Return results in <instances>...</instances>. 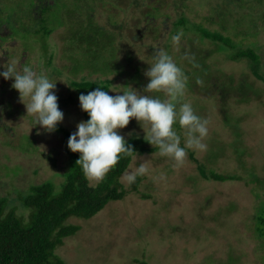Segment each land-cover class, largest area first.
Segmentation results:
<instances>
[{
	"label": "rangeland",
	"instance_id": "1",
	"mask_svg": "<svg viewBox=\"0 0 264 264\" xmlns=\"http://www.w3.org/2000/svg\"><path fill=\"white\" fill-rule=\"evenodd\" d=\"M51 1L36 17L33 0H0V29L7 32L0 37V66L16 61L17 71L30 65L57 80L61 127L73 133L86 121L72 82L108 84L113 96L128 86L143 93L157 50L167 51L187 76L181 102L209 121L206 150H187L180 167L159 150L133 156L119 178L123 199L89 220L69 218L66 223L79 228L55 255L65 264H264V240L254 224L264 201V82L252 75L248 59L229 58L253 50L264 77V0ZM88 22L113 35L116 48L107 34L88 39L89 29H82ZM202 30L235 48L221 50ZM178 32L183 36L176 46L171 37ZM12 83L0 77V199H7L6 212L15 209L27 219L20 196L33 185H59L69 156L62 134L32 126L35 118L26 114ZM173 127L184 146L183 129ZM117 131L124 140L147 139L135 119ZM140 164L148 171L133 190L123 177ZM199 166L207 176L235 180L205 179Z\"/></svg>",
	"mask_w": 264,
	"mask_h": 264
},
{
	"label": "clouds",
	"instance_id": "2",
	"mask_svg": "<svg viewBox=\"0 0 264 264\" xmlns=\"http://www.w3.org/2000/svg\"><path fill=\"white\" fill-rule=\"evenodd\" d=\"M182 36L183 32L173 35V44L179 46ZM184 58L191 59L188 53ZM0 67L4 69L0 71V77L13 79L11 87L19 93L26 114L35 118L32 126L39 125L46 133L54 132L64 115L57 103V80L52 81L44 71L36 73L30 65L17 71L16 61ZM144 75L148 83L143 93L128 86L117 92L121 94L113 96L98 86L79 95V107L87 113L88 119L77 123L76 131L68 137L67 148L79 153L76 164L80 165L86 178L97 183L102 181L118 163L121 154L133 151L117 131L123 129L130 119L139 123L145 135L147 133L146 141L158 148L160 156L169 158L174 167L184 164L187 150H206L204 140L208 135L209 121L197 115L190 102H181L187 81L183 69L167 51L157 50L154 63ZM149 93H162L165 98ZM174 124L183 129L184 146H181V135L174 129ZM147 171L140 164L123 179L131 185Z\"/></svg>",
	"mask_w": 264,
	"mask_h": 264
},
{
	"label": "trees",
	"instance_id": "3",
	"mask_svg": "<svg viewBox=\"0 0 264 264\" xmlns=\"http://www.w3.org/2000/svg\"><path fill=\"white\" fill-rule=\"evenodd\" d=\"M178 24L183 26L185 21L180 20ZM82 29H89L85 32L89 36L88 39H93L94 35L99 38L107 34V43L116 48L113 41L114 36L95 26L94 23H85ZM185 30L187 29L184 28V32ZM200 33L203 37L219 42L222 45L221 50L225 47L232 50L235 48L220 34L210 33L206 30H202ZM104 45L106 43L101 41L100 46ZM229 58L232 61L248 59V67L252 75L264 82V77L259 73V57L256 52L250 49L238 50L231 53ZM134 70L136 76L140 77L138 67L134 66ZM71 85L78 89L80 94H86L98 86L104 91H108V84L100 85L91 81L72 82ZM84 117L86 120L88 119L85 112ZM176 125L178 126V124ZM56 131L63 135L64 147L69 156V165L63 175L64 179L59 185L51 181L33 185L24 196H20L21 206L29 212L27 219L23 215L17 214L15 209L6 212L7 199H0V264H65L61 258L55 255V249L63 244V239L73 235L79 228L68 225L67 220L69 218L89 220L109 203L123 199L126 190L121 185L119 178L128 168L132 157L158 150L157 147H148L150 144L146 141L147 139L133 136L125 140L126 145L130 146L133 151L121 154L118 163L104 179L92 186L89 179L84 176L80 165L76 164L79 153H73L67 148V140L71 133L60 124L57 125ZM199 169L205 179L220 182L235 180L234 176L224 177L212 172L207 176L202 166H199ZM250 176L259 183L255 174ZM140 181L141 176H138L136 181L131 184L133 190L137 189ZM260 203L262 207H258L255 212L257 215L254 218V224L256 233L264 240V201L261 200ZM140 264L146 263L142 261Z\"/></svg>",
	"mask_w": 264,
	"mask_h": 264
},
{
	"label": "flooded vegetation",
	"instance_id": "4",
	"mask_svg": "<svg viewBox=\"0 0 264 264\" xmlns=\"http://www.w3.org/2000/svg\"><path fill=\"white\" fill-rule=\"evenodd\" d=\"M34 8L33 12L35 13L36 17H42V14L44 13L45 9H47L48 6H51L50 4H53V1L51 0H33ZM4 34H7V32L3 29H0V37ZM1 43V39H0Z\"/></svg>",
	"mask_w": 264,
	"mask_h": 264
}]
</instances>
